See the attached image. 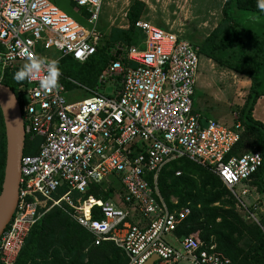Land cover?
<instances>
[{
  "label": "built area",
  "instance_id": "obj_1",
  "mask_svg": "<svg viewBox=\"0 0 264 264\" xmlns=\"http://www.w3.org/2000/svg\"><path fill=\"white\" fill-rule=\"evenodd\" d=\"M72 1L88 14L92 29L49 0H0V83L8 71L34 55L41 57V51L54 49L59 61L70 56L80 63L94 55L104 39L94 28L102 0ZM135 25L144 34L142 42L128 49L113 45L109 65L98 77L99 84L120 81L114 95L87 88L92 96L70 102L64 78L78 83L62 72L48 93L38 79L17 87L25 140L37 142V152L21 157L18 202L0 236L3 264H14L31 227L64 204L95 245L112 241L127 256L126 264H146L154 256L153 264H235L199 233H176L191 208L171 209L159 191L158 176L181 158L218 176L238 207L264 230L260 207L251 211L243 200L256 192L251 182L264 165L263 156L257 150L230 155L244 130L238 113L230 126L207 118L204 126L205 117L194 108L201 60L196 47L144 17ZM109 176L121 186L115 199L87 195L102 182L116 186ZM171 202L178 203L175 197ZM172 233L179 245L164 237Z\"/></svg>",
  "mask_w": 264,
  "mask_h": 264
},
{
  "label": "trees",
  "instance_id": "obj_2",
  "mask_svg": "<svg viewBox=\"0 0 264 264\" xmlns=\"http://www.w3.org/2000/svg\"><path fill=\"white\" fill-rule=\"evenodd\" d=\"M257 0H225L221 18L215 27L198 41H190L200 56L214 61L219 67L238 73L250 81L245 101L238 106V120L244 130L230 155L253 150L260 151L264 159V123L253 116L259 98L264 96V14L256 7ZM146 4L133 0L128 11L129 26H111L91 58L83 63L66 56L60 60L59 68L67 78L94 86L103 70L109 65V50L116 43L125 48L138 46L144 34L136 27L143 17ZM11 70L2 81L9 86L20 104L17 87L25 81L12 79ZM66 86L71 82L64 78ZM73 84V83H72ZM25 140V154H34ZM37 143V142H35ZM7 153L5 124L0 109V191L4 177ZM180 172L179 174H176ZM251 185L260 196L250 206L254 211L264 200V165L255 174ZM158 188L166 202L173 208L189 205L190 215L179 226L176 233L188 235L199 232L207 243L214 241L218 250L229 256L235 264H264V230L248 221L236 210L237 200L218 176L188 158L169 163L158 176ZM121 193V186L102 182L93 185L87 192L96 199L109 200ZM171 197L178 201L176 205ZM70 207H55L48 211L30 229L24 245L14 264H126L125 253L112 241L94 244L92 234L80 225L69 213ZM264 227V215L260 220ZM0 264H3L0 261Z\"/></svg>",
  "mask_w": 264,
  "mask_h": 264
},
{
  "label": "rangeland",
  "instance_id": "obj_3",
  "mask_svg": "<svg viewBox=\"0 0 264 264\" xmlns=\"http://www.w3.org/2000/svg\"><path fill=\"white\" fill-rule=\"evenodd\" d=\"M49 1L85 28H93V25L88 22V14L74 1ZM142 1L146 4L143 15L146 20L172 33L181 35L188 41H198L207 35L221 18L222 6L225 0ZM132 2L133 0H102L99 20L94 28L105 33L111 26L128 27L127 11ZM36 50L38 51V48ZM59 55L54 49L40 52L41 58H44L46 61L57 59ZM76 82L78 83L77 85L71 83L70 86H67V93L65 95L70 102L92 96L93 93L88 89L95 90L104 95H114L120 89L119 80L103 84H99L97 81L94 86ZM249 85L250 81L247 78L234 71L221 68L214 61L201 56L196 94L194 97V108L205 118L215 119L226 126H230L235 121V113L238 111L237 107L241 106L245 101ZM256 107H258L257 116L262 118L264 98L259 103L257 102ZM212 108L216 111H212ZM30 145L33 149L37 147L35 142ZM108 178L110 181L112 180L115 184H118L116 178L112 176ZM241 187V185H237L236 189L240 192ZM251 194V196L249 195L243 199L248 209H250L251 205L257 203L260 198L258 192L251 191ZM235 206L243 218L256 222L245 208L238 207L237 202ZM257 213L258 220L260 221L262 212L258 209ZM164 237L173 245H179L173 233L166 234ZM180 264L189 263L183 261Z\"/></svg>",
  "mask_w": 264,
  "mask_h": 264
},
{
  "label": "water",
  "instance_id": "obj_4",
  "mask_svg": "<svg viewBox=\"0 0 264 264\" xmlns=\"http://www.w3.org/2000/svg\"><path fill=\"white\" fill-rule=\"evenodd\" d=\"M10 95L15 98L13 106L6 112L0 108L7 140L6 163L0 191V236L9 223L18 202L20 162L25 148L24 125L19 101L9 86L0 83V106L8 101ZM202 123L207 126L206 118H202ZM155 258V256L150 258L146 264H153Z\"/></svg>",
  "mask_w": 264,
  "mask_h": 264
},
{
  "label": "clouds",
  "instance_id": "obj_5",
  "mask_svg": "<svg viewBox=\"0 0 264 264\" xmlns=\"http://www.w3.org/2000/svg\"><path fill=\"white\" fill-rule=\"evenodd\" d=\"M256 7L260 13L264 14V0H257ZM41 73H43V75H41ZM60 75L61 70L59 68L58 59L46 61L44 58L34 55L13 73L12 79L16 82L38 79L39 88L42 89L44 93H48L57 87ZM14 99V96L10 95L8 101L0 106V108H3L4 112H6L8 108L13 106Z\"/></svg>",
  "mask_w": 264,
  "mask_h": 264
},
{
  "label": "crops",
  "instance_id": "obj_6",
  "mask_svg": "<svg viewBox=\"0 0 264 264\" xmlns=\"http://www.w3.org/2000/svg\"><path fill=\"white\" fill-rule=\"evenodd\" d=\"M215 109H213L212 108V111H214ZM216 111V110H215ZM257 111H258V107H255L254 108V111H253V116L255 117V119H257V120H261V121H263L264 122V112H262L263 113V116H262V118L261 117H258L257 116ZM199 112V111H198ZM260 210H261V212H262V216L264 215V200H263V204L260 206Z\"/></svg>",
  "mask_w": 264,
  "mask_h": 264
}]
</instances>
